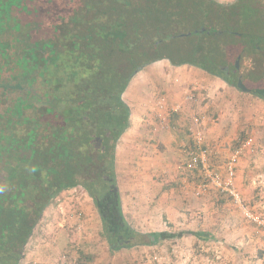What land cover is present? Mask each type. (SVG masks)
<instances>
[{
    "label": "trees",
    "instance_id": "16d2710c",
    "mask_svg": "<svg viewBox=\"0 0 264 264\" xmlns=\"http://www.w3.org/2000/svg\"><path fill=\"white\" fill-rule=\"evenodd\" d=\"M258 3L0 0V264H20L46 210L78 187L112 252L166 239L125 215L116 171L131 118L124 94L162 61L264 88Z\"/></svg>",
    "mask_w": 264,
    "mask_h": 264
},
{
    "label": "crops",
    "instance_id": "0c3cea01",
    "mask_svg": "<svg viewBox=\"0 0 264 264\" xmlns=\"http://www.w3.org/2000/svg\"><path fill=\"white\" fill-rule=\"evenodd\" d=\"M217 1L233 4L237 0ZM168 64L141 71L124 94L131 110L130 126L118 144L116 156L124 211L128 199L132 202L135 199L136 204L160 205L169 219L175 220L176 227H180V221L185 224L189 220L186 219L189 211L197 230L159 232L177 239L175 246L164 243L170 240L167 237L159 244L165 249L168 246L166 264H247L246 259L242 260L241 252L247 257L249 249L254 251V248L260 250L263 260L264 231L243 213L235 211L234 201L207 185L202 174L191 168L189 162L192 153L197 151L198 137L202 139V148L208 152V162L223 178L227 177L231 157L248 140L253 142L245 151L247 159L263 156L264 99L229 86L199 68ZM245 167L241 160L235 169L236 185L241 193ZM238 173L242 174L241 178ZM253 177L249 174L247 183L264 186V179ZM123 190H127L126 195ZM54 208L49 207L45 216ZM134 227L147 233L135 224ZM152 232L156 231L148 233ZM200 240L206 243L203 248L211 250L214 259L199 260L195 244ZM151 248L138 247L113 253L127 252L136 256L135 250L141 249L145 254ZM231 252L239 253L240 262L230 258ZM117 262L132 264L133 259L129 257L127 263L125 260Z\"/></svg>",
    "mask_w": 264,
    "mask_h": 264
},
{
    "label": "rangeland",
    "instance_id": "374dc122",
    "mask_svg": "<svg viewBox=\"0 0 264 264\" xmlns=\"http://www.w3.org/2000/svg\"><path fill=\"white\" fill-rule=\"evenodd\" d=\"M258 6L264 11V0H259ZM250 28L253 31H259L258 26H251ZM167 65H169L168 62H159L149 67L163 68ZM253 77L251 76V78ZM243 85L246 86L244 83ZM246 154L244 152L243 156L239 157L236 163L237 168L239 162L244 160V166H246L243 175L245 176L244 181L241 178L242 174L238 173V178H241L240 186L243 189V192L239 193L243 203L251 212L262 214L264 217V204H261V202H264V186H256L254 183L249 184L246 180L249 174H252L253 178L264 179V155L247 159L248 156ZM212 188L214 191L222 193L220 190ZM123 193L126 195L127 190H123ZM60 200L62 202L60 201L58 206L48 211L41 225L36 228L32 239L26 246V256L20 264H119L118 260H125L127 263L129 257L133 259L132 264H166L165 251L167 247L175 246L177 243V239H170L164 242L168 245L166 249L161 248L158 244L146 250L145 254L142 253L141 249L135 250L137 251V258L127 252H124V254H114L109 249L102 234V221L95 203L84 189L78 187L64 193ZM127 201L129 203H125V213L128 215L129 222L147 230V233L149 231L159 233L165 230L171 233H175L177 230L178 232L191 231L192 229L197 230V225L193 222L190 215H188L189 211L186 213V219L188 218L193 223L187 220L183 224L184 221L182 220L180 221V227H176L174 224L175 220L169 219L166 214L167 212H163L160 205H151L146 202L144 204H136L135 199L134 202L131 199ZM234 205L235 211L242 213L235 202ZM130 216H132V219ZM147 217L152 218L148 221L146 220ZM207 241L205 240V242ZM204 245L206 246V243H203L201 240L195 244V254L199 256V260L208 261L209 259H214L215 256H212L211 252H209L211 250L207 251L208 248L204 249ZM255 249L257 248H254V251L249 249L247 257H244V253L241 252L242 260L246 259L247 264H264L260 250ZM214 253L217 254V252ZM238 254L231 252L230 258L240 262Z\"/></svg>",
    "mask_w": 264,
    "mask_h": 264
},
{
    "label": "built area",
    "instance_id": "2783aa9c",
    "mask_svg": "<svg viewBox=\"0 0 264 264\" xmlns=\"http://www.w3.org/2000/svg\"><path fill=\"white\" fill-rule=\"evenodd\" d=\"M197 123L198 119L195 120ZM253 140H248L245 142L241 148H239L234 155L231 157L227 164V177L223 178L220 172H218L209 162H208V152L202 148V139L198 137L196 146L197 151L192 153L190 159V167L198 169L202 174L204 180L208 185L220 190L223 193H228L234 202L237 204L243 215L253 224L258 226L264 231V217L259 214H254L249 210V208L243 203L242 197L235 183V169L236 163L239 157H242L246 149L252 145Z\"/></svg>",
    "mask_w": 264,
    "mask_h": 264
},
{
    "label": "water",
    "instance_id": "95a60500",
    "mask_svg": "<svg viewBox=\"0 0 264 264\" xmlns=\"http://www.w3.org/2000/svg\"><path fill=\"white\" fill-rule=\"evenodd\" d=\"M236 64H237V67L239 68L240 59L237 61ZM238 87H239V89H241L244 92L253 93L255 95H258L262 99H264V88H257V89H254V90H250L246 86L243 85V81L241 79L238 82Z\"/></svg>",
    "mask_w": 264,
    "mask_h": 264
},
{
    "label": "flooded vegetation",
    "instance_id": "af4514ba",
    "mask_svg": "<svg viewBox=\"0 0 264 264\" xmlns=\"http://www.w3.org/2000/svg\"><path fill=\"white\" fill-rule=\"evenodd\" d=\"M259 82H262L263 83V81H259Z\"/></svg>",
    "mask_w": 264,
    "mask_h": 264
}]
</instances>
